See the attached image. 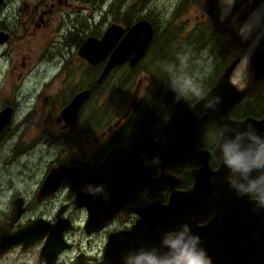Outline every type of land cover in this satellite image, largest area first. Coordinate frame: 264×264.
I'll list each match as a JSON object with an SVG mask.
<instances>
[{"label": "flooded vegetation", "instance_id": "1", "mask_svg": "<svg viewBox=\"0 0 264 264\" xmlns=\"http://www.w3.org/2000/svg\"><path fill=\"white\" fill-rule=\"evenodd\" d=\"M17 1L4 0L0 6V114L8 110L10 116L0 131V163L3 165L0 172L7 177L0 179V264H124L126 257L122 254L126 245L116 247L118 242L111 245V236L133 231L142 218L139 209L155 203L163 207L172 192L191 191L199 174L209 184L217 179L230 183L231 174L225 167L221 146L238 141V132L233 131L223 142L226 129L248 119L264 122L263 89L256 97L233 105L228 120L222 125L211 124L196 138L193 135L192 142L189 132L178 126L186 113L202 100L190 90L202 87L207 97L236 61L239 62L230 81L238 90L246 86L254 55L251 60L246 56L251 37L246 38L244 32L252 13L264 8V0H234V3L233 0L231 3L189 0L191 7L198 8L195 17L201 21L186 33L181 32L184 37L192 36L191 48L183 45L171 50L175 71L169 70L171 65H168L155 74L148 66L151 55L154 63H161L166 54L164 48H167V44H162L166 30H161V41L157 42L156 27L158 31L160 23L157 25L152 18L147 20L154 27V38L135 67L125 62L103 76L110 56L91 64L79 55L81 45L78 55L86 64L82 61L80 72L76 70L81 75L80 80L73 75L75 80L70 81L75 85L73 91L68 93L67 87L61 94L52 91V81L61 77L69 79L70 73L75 74L71 61L63 53L54 52L52 56L40 58L32 76L28 72L24 74L26 81H22L18 74L14 76L19 63L16 37L35 23V16L30 15L33 4L49 3L54 9L77 0H22V5L12 11L13 22H10L5 17L6 10ZM24 14L28 17L23 18L22 23ZM158 15L160 17L161 13ZM40 21L45 22L43 17ZM36 26L41 27L38 22ZM132 26L124 27L128 32ZM263 48L264 43L258 51ZM165 56L168 58L167 54ZM189 56V61L202 62L205 71L172 84L167 77H162L180 71L179 66L186 65L184 60ZM243 62L248 63L243 69L245 85L238 87L233 77ZM22 63L25 58L20 65ZM21 67L25 68L26 63ZM117 69L123 72L111 77ZM145 73L151 79L158 78L156 84L161 90L164 83L174 86L168 97L156 93L150 99L148 88L141 100L149 103L135 108L137 104L129 103L127 96L135 91L136 100L140 86L142 89L141 76ZM137 75L140 78L135 79ZM32 78L37 82H31ZM121 89L124 90L121 92ZM179 92L185 93V98L177 99ZM78 95L84 99L76 117L68 118L67 114L64 117ZM118 97L124 99L116 101ZM219 101H208L205 112L216 115L224 112L226 104L220 108ZM27 106L30 108L20 116ZM37 114L45 115L31 124ZM24 125L38 128L42 136L31 139L46 145L44 154L35 159L34 165L19 163L18 129ZM157 157L161 160L159 164L154 162ZM11 166L17 172L14 176L10 173ZM169 174L171 182L164 186L160 180ZM51 179L56 181L55 190L48 193L51 188L47 184ZM97 188L100 191H95Z\"/></svg>", "mask_w": 264, "mask_h": 264}, {"label": "water", "instance_id": "2", "mask_svg": "<svg viewBox=\"0 0 264 264\" xmlns=\"http://www.w3.org/2000/svg\"><path fill=\"white\" fill-rule=\"evenodd\" d=\"M3 2L4 0H0V6ZM153 38L154 27L146 19L133 25L128 32L125 27L113 24L100 39L88 38L80 48L79 55L91 64L99 63L110 56L104 76L125 62L135 67L145 56ZM238 62H234L226 70L206 99L199 101L180 121L179 129L189 132L191 142L193 135L196 138L211 124L222 125L228 120L229 110L233 105L242 99L256 97L263 91L264 48L254 54L249 66L248 82L241 90L230 81ZM221 94L223 100L219 101L216 97H221ZM83 99L82 95H78L68 106L64 117L67 114L68 118H75ZM208 101H219L220 108L226 104L224 112L217 115L207 114L205 109ZM8 114V110L0 114V131L8 123ZM233 131L238 132V141L233 140L234 145H238L248 156L255 158L263 154L264 122L248 119L237 123L226 129L223 142L229 139ZM169 176L170 174L164 175L160 180L164 186L171 182ZM55 183L54 179L48 181L47 185L51 188L48 193L55 190ZM257 209L258 205L252 203L248 196L239 195L231 183L217 179L215 183L209 184L199 174L193 189L188 193L172 192L165 206L155 203L139 209L138 213L140 212L142 218L133 231L111 236V245L118 242V247L125 243L126 250L122 256L127 257L138 249L158 246L165 232L178 229L187 223L192 232L201 237L202 247L206 249L211 264H264V208Z\"/></svg>", "mask_w": 264, "mask_h": 264}, {"label": "rangeland", "instance_id": "3", "mask_svg": "<svg viewBox=\"0 0 264 264\" xmlns=\"http://www.w3.org/2000/svg\"><path fill=\"white\" fill-rule=\"evenodd\" d=\"M25 1L30 2V0ZM215 1L216 0H212V3ZM227 2L231 3L230 0H227ZM21 5L22 0H18L17 4H12L7 8L5 17H8L10 22H13V18L11 17L12 11ZM191 5V1L186 0H148L142 3H138L135 0H106L100 3H87L77 0L72 1L64 6L57 5V7L54 9L51 8L49 3L33 4L32 6L34 9L32 11L30 10V15L31 17L35 16V23H32L31 26L25 28L28 29L27 32H20L16 37V39H19V42L15 45V48L19 50L17 52L19 63L16 64L17 69L14 70L16 72L14 76L16 77L18 74L22 81H26L24 74L29 72L32 76L33 67L37 62H39L38 60L40 58L52 56L54 52H61L69 59V61H71L70 67L75 70V74L70 73L71 78L69 79H64L61 77L52 81L51 87L53 92H60V94L63 90H65V88L68 87V93H71L75 85L70 81L75 79L80 80L81 75L77 71L80 72L82 65L84 64L83 62H85L79 57L78 50L88 38L93 37L100 39L106 30L113 24L128 27L129 25L132 26V24L135 25L136 22L138 23L143 19L147 20V18H152L154 22L157 23V25L160 23V27L158 31H156L157 42L161 41L162 31L166 30L167 34L162 44H167V48L164 49L168 56L167 58L165 54L161 60V63L156 64L152 61L151 55L148 58V66L153 71H155V74L158 71H162L164 67L168 65H171L169 70L175 71L177 67L172 68L173 58L170 59L172 54L171 50H173L174 47L180 48L183 45L187 46V48H191L193 46V44L190 43L192 36L188 35L184 37L181 32L183 30L186 33L187 29H190L193 25L196 27L199 21H201H198V19L195 17L198 15V8L194 6L191 7ZM159 12L161 13L160 17L158 15ZM27 17L28 16L26 14L21 16V22L23 21V18ZM40 17L44 18V23L40 21ZM37 22L41 25L40 28L36 26ZM126 22L128 24H126ZM249 33H251V36L248 35ZM244 35L247 38L251 37L249 47L253 43V40L258 39L260 41V46L255 50L256 53L261 47L262 43H264V8L252 13L249 18L248 25L246 26ZM25 36L26 38L23 39ZM176 37L178 38L177 40H175ZM168 44L170 45L168 46ZM8 50L9 47L5 49V53ZM246 56L249 60H251L250 58L252 56L249 57L247 54ZM23 58H25V68L21 67V65L25 63L20 65ZM189 58L190 56L184 60L186 65L181 63L179 66L180 71L175 74H171V72L167 76L166 74L165 76L162 75V77H167L169 82L172 84L177 81L184 82L187 80V78H192L194 74L198 75L199 73L205 71L206 68H204L202 62H198L196 60L189 61ZM247 65V62H243L233 77V82L238 87H243L245 85V82L243 81V69ZM122 72L123 70L117 69L114 71L111 77H116L118 73ZM145 74L146 75L141 76L142 89L140 86V91L137 93L136 100L133 98L135 91H133V94H129L127 96V98L130 99L129 103L131 101L133 104H137L135 108H143L149 103V101L144 102L141 100L146 94L148 88L150 89V91H147V93L150 95L148 99H150L153 98L156 93H159L160 96L164 95L168 97V94L171 91L170 89L174 86L164 83L161 90V88L156 84L158 78L153 77L151 79L149 74ZM73 75L76 76L75 79L73 78ZM138 78H140L139 75L135 77V79ZM30 80L32 82L34 78ZM33 82L37 81L34 80ZM168 86L171 87L168 88ZM152 88H154V90ZM158 88L160 89L158 90ZM123 90L124 89H121V92ZM122 95L125 96V93H122ZM123 99L124 97H118L116 101ZM93 104H95L94 101ZM45 106L48 107L47 102H45ZM29 108L30 106H27L25 109H22L20 116H24V113ZM44 115L45 114L35 115L34 118L36 120L32 121L31 124L43 119ZM18 130L19 137L21 138V143L19 144V163L24 164L29 162L34 165L36 163L34 162L35 159H38V157L44 154L43 148L46 145L41 141L31 138L35 137L38 139L42 136V132L38 128H31L28 125L21 126ZM1 165L2 164L0 163V170ZM10 173L13 174L12 176L17 174L15 168L12 166ZM1 174L2 173L0 172V179L3 180L7 178ZM30 174H33V172H30ZM19 181L21 182V180Z\"/></svg>", "mask_w": 264, "mask_h": 264}, {"label": "clouds", "instance_id": "4", "mask_svg": "<svg viewBox=\"0 0 264 264\" xmlns=\"http://www.w3.org/2000/svg\"><path fill=\"white\" fill-rule=\"evenodd\" d=\"M248 35L251 36V33ZM259 46L260 41L253 40L247 55L249 57L254 55ZM190 91L196 97L206 99L202 87ZM181 97L185 98V93H176L177 99ZM216 99L221 100L222 97L217 96ZM248 127L252 128L251 125ZM256 138L259 139V136ZM221 153L225 167L231 174L229 177L231 186L239 195L248 196L252 203L258 205V209L264 208V154L252 158L234 144H222ZM154 162L161 163L160 157ZM254 172L257 174L253 175ZM95 191L98 192L100 189L97 188ZM124 264H211V262L206 249L202 247L201 237L194 234L190 225L185 223L178 229L165 232L158 246L141 248L130 253Z\"/></svg>", "mask_w": 264, "mask_h": 264}, {"label": "trees", "instance_id": "5", "mask_svg": "<svg viewBox=\"0 0 264 264\" xmlns=\"http://www.w3.org/2000/svg\"><path fill=\"white\" fill-rule=\"evenodd\" d=\"M186 1H189V0H186ZM186 5V4H185ZM126 24H128L127 22H126ZM156 31H157V27H156Z\"/></svg>", "mask_w": 264, "mask_h": 264}]
</instances>
